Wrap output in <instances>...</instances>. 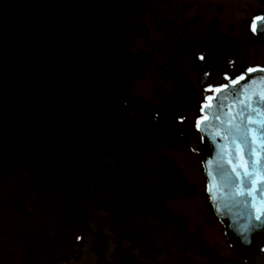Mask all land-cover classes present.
I'll return each mask as SVG.
<instances>
[{"label":"flooded vegetation","instance_id":"flooded-vegetation-1","mask_svg":"<svg viewBox=\"0 0 264 264\" xmlns=\"http://www.w3.org/2000/svg\"><path fill=\"white\" fill-rule=\"evenodd\" d=\"M257 17L264 0H0V264H264L233 254L192 148L207 98L264 68Z\"/></svg>","mask_w":264,"mask_h":264},{"label":"water","instance_id":"water-1","mask_svg":"<svg viewBox=\"0 0 264 264\" xmlns=\"http://www.w3.org/2000/svg\"><path fill=\"white\" fill-rule=\"evenodd\" d=\"M261 99L264 72L253 73L223 90L202 124L203 144L195 147L204 158L208 192L225 236L235 254L244 259L255 258L264 247V217L254 219L264 201V141L256 131L264 127ZM246 126L252 129L249 144L240 139ZM245 172L252 174L251 180ZM241 191L245 195L241 196ZM244 234L251 243H244Z\"/></svg>","mask_w":264,"mask_h":264},{"label":"snow or ice","instance_id":"snow-or-ice-1","mask_svg":"<svg viewBox=\"0 0 264 264\" xmlns=\"http://www.w3.org/2000/svg\"><path fill=\"white\" fill-rule=\"evenodd\" d=\"M256 20L260 21L259 27H260V28H264V18H262V17H257ZM253 28H254V30H255V24L253 25ZM202 58H203V57H201V59H202ZM255 71H256V69H252V68L247 69V72H248V73H253V72H255ZM260 71H261V72H264V69H261ZM225 79H229V77L227 76V74L225 75ZM244 79H245V76H244L243 74H241L240 76H237V77H235L234 79H232V83H233V84H237L239 81H242V80H244ZM221 87H223V88H227V85H223V86H221ZM216 91L219 92L220 89L218 88V89H216ZM207 99H211V98L209 97V98H207ZM260 102H261V103H264V99H261ZM245 107H247V105H245ZM197 125L199 126V121L197 122ZM237 131H239V129H237ZM249 131H252V129H251L250 127L246 126V131L243 132L242 135H241V137H240V139H241V141H242L243 143H246V144H249V143H250V141H249V137H248V132H249ZM256 131H258V132L260 133L261 140L264 141V127L258 128V129H256ZM234 170H235V169H234ZM244 176L247 177L249 180H251V178H252V174H250V173H248V172H245V173H244ZM239 194H240L241 196L245 195L242 191L239 192ZM249 194H250V193H249ZM245 203H247V201H245ZM253 207H256V206L253 205ZM262 217H264V201H261V203H260V207L257 208V214L255 215L254 219H255V220H260ZM248 231H251V229H249ZM77 239L79 240V239H81V237H77ZM243 241H244L245 244H249V243H251V241H250V239L248 238L247 234H244V235H243ZM260 251L264 252V247H261V248H260Z\"/></svg>","mask_w":264,"mask_h":264}]
</instances>
